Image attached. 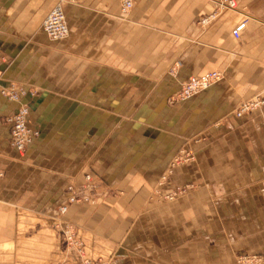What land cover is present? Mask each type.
Masks as SVG:
<instances>
[{
	"label": "crops",
	"instance_id": "crops-1",
	"mask_svg": "<svg viewBox=\"0 0 264 264\" xmlns=\"http://www.w3.org/2000/svg\"><path fill=\"white\" fill-rule=\"evenodd\" d=\"M57 1L0 0V86L29 91L37 131L14 149L6 117L18 105L0 96V264H82L55 220L86 169L104 188L62 218L92 264L264 258V103L234 114L264 99V0L207 22L212 0H132L125 15L119 0H60L69 32L50 40L41 22ZM210 70L221 80L171 101ZM183 150L193 158L171 165Z\"/></svg>",
	"mask_w": 264,
	"mask_h": 264
},
{
	"label": "built area",
	"instance_id": "built-area-1",
	"mask_svg": "<svg viewBox=\"0 0 264 264\" xmlns=\"http://www.w3.org/2000/svg\"><path fill=\"white\" fill-rule=\"evenodd\" d=\"M213 9L207 17L202 19V22H207L214 18L217 14L224 10H235L236 0H212ZM132 0H119L120 13L125 15L132 8ZM246 19L240 21L238 26L234 29L233 35L238 37L239 29L246 23ZM41 30L50 40H59L68 35L69 28L65 19V14L61 1H58L45 15L41 22ZM5 63V57L0 56V76L2 73L1 67ZM178 63L170 69L172 75H176L178 70ZM222 75L218 70L205 71L197 75L188 76L180 85L179 90L173 94L171 101H182L188 99L201 91L208 88L210 85L221 80ZM29 91L22 87L16 86L15 83H9L7 86H0V96L7 101L17 103L16 110L6 117L9 124V144L17 151H23L26 146L37 135V131L32 129L28 124L29 105L23 102L27 97ZM264 103L262 96L257 95L252 98L243 100L234 110L237 117L243 114L258 110ZM181 154V155H180ZM192 153L181 151L176 155L171 165H177L192 159ZM3 176V171L0 169V178ZM165 177H162L164 179ZM100 178L92 173H85L82 182L78 187L69 185L67 188L68 196L66 201L60 204L57 208L55 226L58 228L62 240L66 246H70L77 253H83V241L77 235L74 226L64 220L62 215L67 211L68 205L73 203H94L95 198L92 196L94 189L99 185ZM180 189L171 191L166 195L171 199L176 196ZM83 264H92V262L83 258ZM57 264H63L58 262ZM235 264H264V258L256 254H239L235 257Z\"/></svg>",
	"mask_w": 264,
	"mask_h": 264
},
{
	"label": "rangeland",
	"instance_id": "rangeland-1",
	"mask_svg": "<svg viewBox=\"0 0 264 264\" xmlns=\"http://www.w3.org/2000/svg\"><path fill=\"white\" fill-rule=\"evenodd\" d=\"M60 1V0H59ZM58 2V1H57ZM16 86H20V85H17L16 84ZM174 102H176V101H174ZM181 155V154H180ZM183 163V162H182ZM85 173H91V170H88V169H86L85 171H83V174H82V178H83V175L85 174ZM81 182H82V179H81ZM81 184V183H80ZM68 186L69 185H67V188H68ZM102 188H104V186H103V183L100 181L99 182V185L94 189V193L92 194V196H94V198H97L98 197V195L100 194L99 192L100 191H102ZM90 204V203H89ZM55 222H56V220H55ZM55 228L58 230V228L55 226ZM59 231V230H58ZM60 233V232H59ZM61 239H62V237H61ZM63 241V240H62ZM63 245H64V247H68V248H71L70 246H66V244L64 243V241H63ZM71 249H73V248H71ZM74 250V249H73ZM76 252V254L80 257V259H81V263H82V260H83V258H86L85 256H84V251H83V253L82 254H79V253H77V251H75ZM257 255V254H256ZM237 256V255H236ZM235 256V257H236ZM57 264V263H56ZM83 264V263H82Z\"/></svg>",
	"mask_w": 264,
	"mask_h": 264
},
{
	"label": "bare ground",
	"instance_id": "bare-ground-1",
	"mask_svg": "<svg viewBox=\"0 0 264 264\" xmlns=\"http://www.w3.org/2000/svg\"><path fill=\"white\" fill-rule=\"evenodd\" d=\"M18 105V104H17Z\"/></svg>",
	"mask_w": 264,
	"mask_h": 264
}]
</instances>
